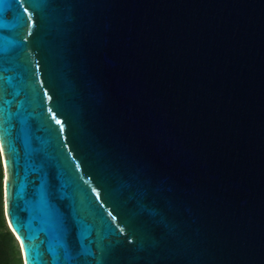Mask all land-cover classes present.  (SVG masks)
Here are the masks:
<instances>
[{"label":"water","instance_id":"1","mask_svg":"<svg viewBox=\"0 0 264 264\" xmlns=\"http://www.w3.org/2000/svg\"><path fill=\"white\" fill-rule=\"evenodd\" d=\"M29 12L26 25L16 0H0V87L26 118L13 121L18 175L3 163L23 264H57L35 206L42 178L58 197L73 191L58 139L96 189L76 208L62 201L74 264H264V0H49ZM25 132L46 153L30 155Z\"/></svg>","mask_w":264,"mask_h":264},{"label":"snow or ice","instance_id":"2","mask_svg":"<svg viewBox=\"0 0 264 264\" xmlns=\"http://www.w3.org/2000/svg\"><path fill=\"white\" fill-rule=\"evenodd\" d=\"M49 0H16V7L21 10L19 15V19L24 21L27 25L32 22V13L29 12V8L32 10L38 11L41 4L47 3ZM27 3V6H25ZM27 14V15H25ZM28 35H31V31H28ZM28 35H22V40L27 41ZM7 50L0 49V63L4 62L6 59ZM23 56L26 64L30 63L31 52L27 49L25 45L23 48L17 52V56ZM39 67V64L36 65ZM11 101L5 99V91L2 87H0V157L3 158L4 167L7 170L9 163L12 165L13 175H18V165L19 158L17 148L15 146V140L13 138V130H14V120L20 119L24 121L26 118L23 115V112L18 108L16 112H12L10 110ZM51 111V109H49ZM59 123V121H57ZM37 139H39L37 137ZM25 141L28 145V151L31 155L32 153H46L45 146L41 145L37 148H32L31 143L28 137L27 132H25ZM58 155L57 159L62 160V167L64 169V174L71 177V184L73 186V191L71 193L62 192L59 197L53 191L52 187L46 183V181L42 178L41 184L37 190L38 199L36 201L35 211L47 221L49 228L51 229L54 237L57 239V248L53 249V251L57 255V264H74L72 261L67 248V238L70 235L69 228V215L62 207V201L65 199L70 203L71 207L76 208L80 204L84 202L85 199L92 200L93 198L88 195L89 191L92 193L96 192L95 188H92L87 181L84 180L83 174L80 172V165L76 163L73 165L71 161L67 160V155L70 153H65L64 149L67 147L62 141L58 139ZM7 150V155L4 156V150ZM51 162L42 158L40 163L36 166V170L44 173L46 168L51 167ZM5 179V194H7V174L4 177ZM15 185L13 183V189ZM95 199H99L98 195ZM93 208L95 213L101 220L103 224L107 226L113 232H123V229L119 227V225L112 223L115 220V217L112 216V219L109 220L108 217L112 214L109 212L107 216L104 215L105 209L102 203L94 204ZM74 220L75 217L73 216ZM61 235H63V239H61ZM26 251L31 252L30 248ZM63 252L65 259L63 261L59 260L60 253Z\"/></svg>","mask_w":264,"mask_h":264},{"label":"trees","instance_id":"3","mask_svg":"<svg viewBox=\"0 0 264 264\" xmlns=\"http://www.w3.org/2000/svg\"><path fill=\"white\" fill-rule=\"evenodd\" d=\"M4 176L2 157H0V264H23L19 242L5 217Z\"/></svg>","mask_w":264,"mask_h":264},{"label":"rangeland","instance_id":"4","mask_svg":"<svg viewBox=\"0 0 264 264\" xmlns=\"http://www.w3.org/2000/svg\"><path fill=\"white\" fill-rule=\"evenodd\" d=\"M4 175H5V171H4Z\"/></svg>","mask_w":264,"mask_h":264}]
</instances>
